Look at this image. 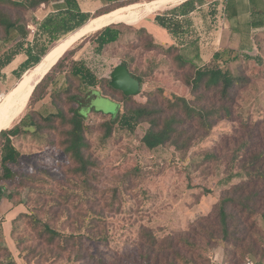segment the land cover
<instances>
[{"label":"rangeland","instance_id":"obj_1","mask_svg":"<svg viewBox=\"0 0 264 264\" xmlns=\"http://www.w3.org/2000/svg\"><path fill=\"white\" fill-rule=\"evenodd\" d=\"M147 1L137 0L109 9H133ZM172 6L168 4L150 11L142 16L143 21H140L141 18L129 24L118 22L125 25V34L119 43L109 45L103 53L94 51V43L89 38L76 41L69 49L75 50L72 59L87 61L96 75L103 79L109 77L108 70L112 64L132 57V71L145 80L144 89H140L139 93L146 94L163 87L166 97L186 95L184 85L173 80L172 68H158L152 73L153 64L161 63L157 62L162 58L159 50L146 52L144 43L148 38H138L134 33L139 26L148 28L154 25L155 30H161L150 20ZM44 10L41 4L35 11H28V23L35 24ZM204 10H207L206 7ZM220 22L221 17L217 13L212 27L218 30ZM155 30L152 31L154 34ZM200 33L203 50H214L217 46L214 43L216 32L208 34L202 28ZM67 34L50 43L48 50ZM258 47L259 60L256 57L248 60L241 57L242 61L228 64L232 73L245 77L235 86L231 118L218 121L206 137L193 140L183 152L172 144L145 149L141 138L148 122H140L133 131L113 126L109 135L105 136L104 122L107 119L89 114L86 118L88 145L85 151L93 164L86 185H83L82 177L70 171L71 163L57 147L56 132L49 139L53 140L52 143H47L41 134H30L17 143L20 160L13 168L20 169L22 173L30 172L32 179L27 180L29 186L26 187L10 186V189L15 188V199L11 201L5 197L7 206L20 200L26 207L20 204L17 209L24 215L12 224V237L9 232L6 239L4 234H0V261L7 263L14 257L16 264H101L97 261L101 258L102 264H136L143 252L141 243L146 229L159 239L172 238L176 241L178 236H189L197 247L194 254L183 247V253L195 256L197 264H227L232 259L245 256L253 260L262 258L264 262V220L260 214L255 213L247 219V224L254 227L252 241L255 249L243 256L220 235L208 239L199 226L217 229L221 199L227 195L229 188L246 179L241 166L248 154L264 148V41ZM72 59L62 62L58 68L61 74L66 72ZM22 78H16L9 67L5 69L4 76L0 77V107L9 102ZM102 90L112 93L105 85ZM31 93H28L20 113L7 127L18 122L28 111L26 105ZM141 94L135 98L143 101L145 98ZM94 95L96 97L84 95L83 105L90 101L96 111L112 116L118 114L121 107L117 99L100 96L97 92ZM64 97L56 102L66 109L68 104ZM49 102L41 99L32 106L37 110H47L51 105ZM245 120L251 127L257 121L263 123L260 129L249 132L252 136L248 137L249 130L242 125ZM246 138L251 139L247 149L241 144ZM210 153L215 156L210 157ZM257 188L262 192L264 181L259 180ZM247 215L248 211L240 219L244 220ZM8 225L10 230L11 224ZM47 227L58 231L60 236L53 237ZM67 235H73L74 240L79 239L81 253H75L73 239L69 238L66 242ZM2 243L9 247L13 257L7 255V248Z\"/></svg>","mask_w":264,"mask_h":264},{"label":"trees","instance_id":"obj_2","mask_svg":"<svg viewBox=\"0 0 264 264\" xmlns=\"http://www.w3.org/2000/svg\"><path fill=\"white\" fill-rule=\"evenodd\" d=\"M105 1L106 5L97 10V14L93 16L111 12L112 9L109 8L114 6L137 2V0H130L129 2H124L127 0ZM49 2L50 0H0V77L4 76L2 70L12 61L14 56L23 51L26 55L25 60L12 70V74L21 79L22 74L27 69H31L40 62L50 43L75 30L91 16L89 12L80 9L77 0H62L64 7L48 13L37 22L33 39L31 42L27 41L29 19L26 13L35 11L41 4H48ZM205 3H207V10L204 11V14H207L210 19V27L204 28V32L207 33L215 29L212 25L216 21L218 13L217 0H184L174 5L181 4L182 6L178 8H172L174 7L172 6L171 11L156 14L152 19L155 24L165 29L170 35L175 36V42L178 45L186 42L198 44L200 31L192 25L189 16L192 11ZM125 28L122 23H111L83 39L89 38L94 43V51L100 54L109 45L121 41L125 34ZM134 33L138 38L142 36L148 38L144 43L146 52L159 50L158 54L162 58L158 59L157 62L161 61V63L153 64L152 73L158 68H172L173 80L184 85L187 94H173L171 97H166L164 88L160 87L146 92V94L138 92L135 95H124L109 85L108 78H99L87 61L72 59L75 50H67L44 73L31 90L32 93L26 105L28 111L11 127L0 130L1 196L12 201L15 199L13 197L15 188L10 189V186L14 184L19 187L29 186L27 180L32 179L30 172L22 173L20 169H14L13 166L18 165L20 160L17 143L30 134L44 135L46 142L49 143L53 141L49 139L56 132L57 147L62 149L71 163L70 171L82 177L83 185H86L89 169L93 164L85 151L88 145L85 137L86 118L89 114L100 115L107 119L104 122L105 136L109 135L113 126L133 131L140 122H148V127L141 138V144L145 149L153 150L165 144H172L182 152L189 147L193 140L206 137L218 121L231 118L235 86L245 77L239 75L240 73H232L228 64L217 60V54L209 65H197L181 55L178 45L157 42L146 27L139 26L134 30ZM235 58L234 56L231 60L233 61ZM245 58L248 60L251 57ZM70 59H72L70 66L66 72L61 74L58 68L61 67L62 62L66 61L67 63ZM257 59L259 60V58ZM129 60L124 58L119 63L124 64L133 77L144 82L145 80L141 76L132 71V57H129ZM104 85L112 93L103 91ZM95 92L117 99L121 107L118 114L112 116L96 111L90 105V101L83 105L82 97L86 94L94 96ZM140 94L145 98L143 101L135 98L136 95ZM63 95H65L64 99L68 104L66 109H63L58 104L59 102H56L61 100ZM41 99L50 101L51 105L47 110L45 108L44 110H37L32 106ZM262 123L263 121H257L253 124L254 127H251L248 120H245L242 125L249 130L248 137H251L249 132L260 129ZM248 141L251 144V139L246 138L241 143L242 147L249 148L247 146ZM209 156L214 157L215 155L210 153ZM243 164L241 168L246 174V179L229 188L227 195L221 199L217 211V229H206L203 225H199L202 231L207 234L208 239H214L216 237L214 235H218V237L220 235L223 240L229 241L231 245L240 250V256L246 253L251 254L255 249V243L252 241L254 227L252 224H247V219L258 213L264 220V190L261 192V189L257 188L258 181H264V148L249 153ZM20 204L25 206L24 202L18 200L10 209ZM246 211H248V215L244 220L240 219V216L243 217ZM22 215H24L23 212H17L10 220V237H12L13 231L12 224ZM4 221L5 216H2L0 218V234L2 235ZM47 229L53 237L60 236L58 231L48 227ZM80 237L75 236V238ZM69 238L73 239L72 245L76 248L75 253H81L79 239L74 240L73 235H67L66 242ZM143 240L141 243L143 252L139 256L140 260L135 262L136 264H197L195 256H187L183 253V247L192 250L193 254L197 247L189 236H178L176 241L172 238L159 239L152 231L145 229ZM4 246L7 248V255L13 257L9 247L5 244ZM91 257L93 258L92 255ZM246 258V256L235 258L228 261L227 264H243ZM97 261L103 263L101 258ZM254 261L256 264H264L262 258ZM16 263L14 257L7 263L0 261V264Z\"/></svg>","mask_w":264,"mask_h":264},{"label":"crops","instance_id":"obj_3","mask_svg":"<svg viewBox=\"0 0 264 264\" xmlns=\"http://www.w3.org/2000/svg\"><path fill=\"white\" fill-rule=\"evenodd\" d=\"M211 1V0H210ZM219 9L218 13L221 17L220 25L221 27L217 29H212L208 31V34H213L216 32L217 37L214 38V43L217 46H213L214 50H203L201 46L202 42V34L200 33L199 42L194 43H184L179 44L175 42V36L170 35L165 29L161 28L157 24L153 22L157 27L161 28L158 30L154 25L151 27H146V29L154 36L157 42L163 44H171L174 43L178 45L180 48L181 55L187 59L192 61L197 65H209L215 59V54L218 56V61H221L225 64H230L234 61L238 62L241 60V57H256L259 51V47L261 46V41H264V0H217ZM80 9L84 12H89L90 15L97 14L96 11L102 9L106 5L105 0H77ZM206 4L198 7L194 11L190 13V18L192 25L196 27L198 31L202 28H209L210 19L209 16L204 14V7ZM44 13L41 17L37 18L35 24H28L27 28H32L35 30L37 26V22H39L43 17H45L48 13L55 12L57 9L64 7L62 0H50L48 4H43ZM166 6V5H165ZM182 6L177 5L172 8H178ZM47 8V9H46ZM166 12L171 11V9ZM101 12V11H100ZM199 18V21H198ZM142 18L140 21H143ZM145 27V26H144ZM155 27V29H154ZM156 32L154 34L152 31ZM163 30V31H162ZM34 31L28 30L26 40L31 42L34 37ZM260 52V51H259ZM236 57L233 61L231 58ZM26 55L23 51L17 53L12 61L2 70L5 73V69L9 67V69L14 70L17 66L25 60ZM242 61V60H241ZM115 64H112L108 70V74L112 70ZM28 70V69H27ZM27 72V71H26ZM24 72L23 74H25ZM22 74V76H24ZM21 76V78H22ZM147 83V82H146ZM145 83L141 82V89H144L143 85ZM100 96H104L98 94ZM93 97H96L95 95ZM107 97V96H105ZM109 97V96H108ZM7 200L4 196H1L0 190V218L1 216H5L7 221H4L3 226V234L6 239L8 236V224H10V220L17 213L19 205L10 209L11 206H7Z\"/></svg>","mask_w":264,"mask_h":264},{"label":"bare ground","instance_id":"obj_4","mask_svg":"<svg viewBox=\"0 0 264 264\" xmlns=\"http://www.w3.org/2000/svg\"><path fill=\"white\" fill-rule=\"evenodd\" d=\"M184 0H149L138 7L123 11H111L89 18L83 25L69 32L65 37L57 41L40 59L34 67L27 70L21 80L20 86L15 91L9 102L0 107V130L10 125L17 114L20 113L28 93L44 73L57 61L63 50L70 45L76 38L86 32H96L105 25L113 22L132 23L140 20L143 15L152 10L159 9L168 4L173 6ZM129 7V6H128ZM6 103V102H5ZM3 104V103H2Z\"/></svg>","mask_w":264,"mask_h":264},{"label":"water","instance_id":"obj_5","mask_svg":"<svg viewBox=\"0 0 264 264\" xmlns=\"http://www.w3.org/2000/svg\"><path fill=\"white\" fill-rule=\"evenodd\" d=\"M187 1V0H186ZM170 10V9H169ZM168 11V10H166ZM165 12V11H164ZM163 12V13H164ZM93 16V15H92ZM90 16V17H92ZM89 17V18H90ZM88 18V19H89ZM87 19V20H88ZM86 20V21H87ZM118 23V22H113ZM83 25V24H82ZM91 34V32H86L82 35H80L78 38H76L70 45H68L63 52L60 54V56L65 53L67 50L71 48V46L78 40H81ZM59 56V57H60ZM58 57V58H59ZM57 58V59H58ZM56 59V60H57ZM108 83L109 85L115 89L121 91L124 95H135L137 94L141 89V82L137 78L133 77L130 72L128 71L127 67L124 64L118 63L116 64L112 70L109 73L108 77Z\"/></svg>","mask_w":264,"mask_h":264},{"label":"built area","instance_id":"obj_6","mask_svg":"<svg viewBox=\"0 0 264 264\" xmlns=\"http://www.w3.org/2000/svg\"><path fill=\"white\" fill-rule=\"evenodd\" d=\"M29 29L31 30V32L34 31V30H33L32 28H30V27H29ZM89 65H90V67L93 69V66H91V64H89ZM243 264H256V263H255V261H254L253 259L247 257V258L245 259V261L243 262Z\"/></svg>","mask_w":264,"mask_h":264}]
</instances>
